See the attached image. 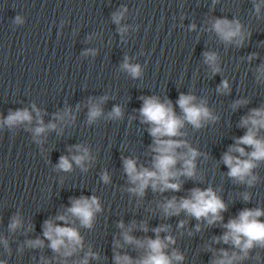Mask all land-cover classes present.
Instances as JSON below:
<instances>
[{
	"label": "water",
	"instance_id": "obj_1",
	"mask_svg": "<svg viewBox=\"0 0 264 264\" xmlns=\"http://www.w3.org/2000/svg\"><path fill=\"white\" fill-rule=\"evenodd\" d=\"M255 3L262 0H0V120L23 109L33 117L31 124L0 125V261L79 264L88 252L98 257H88V264H116L117 252L138 260L144 250L126 243L122 233L131 228L129 234L136 239H155L153 229L161 225L169 228L160 233L161 238L171 236L175 241L166 252L176 250L184 256L174 264H212L221 249L230 255L239 253L231 243L217 239L226 231L223 224L243 209L264 210V161L253 169L258 180L249 187L227 175L222 156L247 132L240 127L241 119L264 107V78L257 80V69L264 65V3L259 15ZM123 8L127 11L118 26L112 16ZM17 16L21 23L15 22ZM215 19L238 20L243 45L222 41L212 29ZM119 27L127 30L121 33ZM87 50L94 54H85ZM205 52L217 54L218 73L204 62ZM125 57L140 65V77L133 78L121 68ZM225 80L228 91L218 92ZM181 93L194 95L196 103L205 101L218 117L199 129L186 122L180 130L184 135L177 137L201 153L196 159L197 176H181L178 192H153L149 187L139 197L128 191L134 185L123 160L132 158L138 167H151L153 138L150 125L141 122V98L169 100L182 117L176 103ZM102 97L107 99L100 103ZM90 101L103 109L92 123L88 122ZM237 101L247 103L234 107ZM116 105L123 117L111 119L108 114ZM33 106L45 125L56 124L55 130L35 136ZM66 110L70 115L58 119ZM258 136L264 138V129ZM75 145L89 150L86 170L75 163L70 172L58 170L61 156L70 159L79 154ZM104 172L109 183L101 178ZM196 187H211L221 197L227 205L221 213L223 223L209 225L183 211L171 217L163 214L160 204L174 196L187 197ZM243 193L250 200L244 201ZM81 196H96L101 207L91 228L67 213L71 199ZM58 215L68 216V223L55 220ZM16 216L21 226L13 231L9 225ZM48 219L76 228L83 247L71 257L54 252L43 236ZM259 219L264 221V216ZM181 221L183 228L178 227ZM142 223L147 232L141 230ZM38 238L44 240L43 247L28 246V241ZM236 264H264V248L254 247L248 259Z\"/></svg>",
	"mask_w": 264,
	"mask_h": 264
},
{
	"label": "clouds",
	"instance_id": "obj_2",
	"mask_svg": "<svg viewBox=\"0 0 264 264\" xmlns=\"http://www.w3.org/2000/svg\"><path fill=\"white\" fill-rule=\"evenodd\" d=\"M262 3H264V0H262ZM262 3L254 4L258 15ZM126 11L127 9L123 8L121 11L114 13L112 16L113 22L119 26ZM15 22L21 23V17L17 16ZM192 28L194 29L195 25H192ZM241 28L242 26L238 20L215 19L212 21V29L221 40L226 43L235 42L237 46H242L245 38ZM126 30V27L118 28L121 33ZM88 52H93V50H87L85 54H88ZM217 60L216 53H204V62L211 67L213 73L220 71ZM121 68L133 78H138L142 74L140 65L129 63L127 57H125ZM257 72V80L264 78V65H261ZM228 88V82L225 80L222 81L217 91L223 93L228 91ZM105 99L107 97H102L100 103H103ZM141 99L143 104L139 109V114L142 117L141 122L150 125L148 132L153 138V143L150 147L154 155L150 168L143 165L138 167L135 159L124 158V171L128 176L129 182L134 185L128 191L139 197H143L149 187H151L153 192L162 193L168 190L178 192L182 187L179 181L181 176L189 179L196 178V159L201 155L187 141L177 139V137L184 135L180 130L186 122L199 129L204 123L208 121L214 122L218 117L212 114L205 101L202 100L196 103V97L191 94L181 93L176 102L183 113L182 117L176 115L169 100L161 102L156 96L142 97ZM100 103L89 102V123L94 122L103 115ZM244 103H247V101H237L234 107ZM33 108L36 111L38 125L34 128L35 136L38 137L47 130L56 129V124L54 123L45 125L40 117L39 110H36L34 106ZM69 115L70 110H66L63 115H57V118L63 120ZM108 116L111 119L122 118V108L119 105L114 106ZM32 120L33 117L27 109L16 110L14 112L10 111L6 119L0 120V125H7L11 128L24 122L31 124ZM240 127L246 128L247 132L237 138L235 144L230 146L228 151L223 154L222 162L229 169L227 175L230 178L237 183L247 184L252 187L258 180V176L253 174V169L258 167V162L264 161V138L258 136L259 131L264 129V107L252 109L249 115L241 119ZM242 145L250 147L252 151L246 152L245 147H242ZM74 147L79 154L72 155L70 159L68 156H61L56 165L58 170L70 172L73 169V163L82 170H86L85 161L91 159L89 150L81 145H75ZM182 149L186 151H180ZM233 153H238L239 155H234ZM178 164L180 165L179 168L177 167ZM101 178L104 183H109L110 181L107 172H104ZM242 195L244 201L250 200L248 193H243ZM159 207L166 217L179 215L183 211L197 220H206L209 225L217 222L223 223L221 213L227 210V205L211 187L206 189L193 188L190 190L189 196L179 199L174 196L160 204ZM99 211H101V207L96 196L72 198L71 207L67 209L68 214L77 218L82 226L88 228L92 227L94 215ZM262 216H264V210L260 208H245L240 211L236 218H232L226 224H223L226 231L222 237L217 239V242L222 240L226 244L231 243L234 248L239 249V253L232 252L230 255L228 251L221 249L220 256L214 259L212 264H236L237 261L248 259L249 252L254 247L264 248V221L259 219ZM55 220L64 221L67 224L68 216L58 215ZM184 224L185 222L181 221L178 227L183 228ZM20 226L21 220L19 216L13 217L9 228L14 231ZM118 227L123 229V222H120ZM133 227H135V222H133ZM196 228L199 231V225ZM131 230L129 228L122 233L124 241L143 249L144 255L138 260H133L128 255H121L117 252L114 255L116 264H174V262H182L184 260V256L176 250H173L170 255L166 252L168 246L175 243L171 236H166L163 239L160 236L161 232L169 230L167 225H161L153 229L156 233L155 239H136L129 234ZM141 230L148 231L146 224H141ZM43 236L50 242L49 247L63 257H71L83 247L82 237L76 228L60 226L53 219H48L44 222ZM27 243L31 248L44 246V240L39 238L30 240ZM4 245L7 249L6 240ZM117 247H120L119 241H117ZM88 257L98 258L95 253L88 252L79 261V264H88ZM256 259H260L259 255H257ZM0 264H6V262L0 261ZM64 264H66V261Z\"/></svg>",
	"mask_w": 264,
	"mask_h": 264
}]
</instances>
